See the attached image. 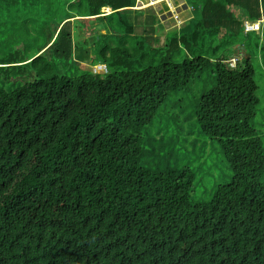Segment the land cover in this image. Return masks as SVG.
<instances>
[{
	"label": "trees",
	"instance_id": "16d2710c",
	"mask_svg": "<svg viewBox=\"0 0 264 264\" xmlns=\"http://www.w3.org/2000/svg\"><path fill=\"white\" fill-rule=\"evenodd\" d=\"M194 1L191 26L159 37L155 17L125 14L134 0H0L27 25L0 37V264H264V149L251 125L264 0ZM180 93L196 98L170 130L215 140L232 172L203 203L190 201V165L169 168L187 145L142 134Z\"/></svg>",
	"mask_w": 264,
	"mask_h": 264
},
{
	"label": "rangeland",
	"instance_id": "374dc122",
	"mask_svg": "<svg viewBox=\"0 0 264 264\" xmlns=\"http://www.w3.org/2000/svg\"><path fill=\"white\" fill-rule=\"evenodd\" d=\"M142 2H146V0H141ZM188 5L192 8L195 4L194 0H186ZM155 6H150L153 8L151 14L156 16L157 23L161 27V29L158 30L157 25H154V27L157 30V36L159 37H165V36H171L172 34L184 32L185 28H189L192 23L185 22L187 20V16H181L183 14H180V9L177 10L175 7L169 8V6L165 7V4H160ZM164 8V9H161ZM171 12L170 14L168 12ZM179 13H178V12ZM175 13V16L173 17V14ZM190 13L193 19H197V13H195L194 9H190ZM126 15L128 13H125ZM154 17V16H152ZM36 22V21H34ZM33 22V23H34ZM38 23L31 24V26L37 25ZM27 25L21 23L20 21L11 20L10 16L6 14V11H0V37L6 38L10 32L15 31L14 35H21V30H23ZM105 30L100 31V36L102 41H104L102 33H105ZM223 34V31L219 32V35L216 37L219 39V37ZM109 41L106 42V45L112 44H119L118 40L115 39V37L108 38ZM126 44H130L131 40L128 39L125 41ZM104 42H102L103 44ZM229 49L226 51V57L229 54V50L234 49V46L236 43L235 41L229 39L227 42H225ZM24 44H30V38L26 39L24 41ZM233 46V47H231ZM12 50H16V48H13ZM211 49L208 48L206 50V54L204 55L205 58L210 59L212 63H214L215 58L220 57V54L213 55ZM86 52V51H85ZM94 53V52H93ZM89 56L91 58L92 53L89 50ZM234 58H240L232 56ZM181 59V58H179ZM254 69H255V76L254 80L257 84L258 91H257V97L259 99V106L256 110V115L254 119L251 122V125L253 129L257 132V135L262 141V146L264 149V67L261 65V60L259 56L256 55V58H251ZM95 63H97L95 61ZM87 64V63H86ZM88 65V64H87ZM89 66H86L85 70H87ZM212 68V67H210ZM70 69H73V67L70 66H64V72L65 74L68 73ZM95 72L97 73H103L105 72V69L102 68L100 65H96L94 67ZM210 72V71H209ZM196 98V95H190L187 96L186 94H179L171 95L169 99L166 101L164 106L161 107L158 114L150 123L144 131H142V134L145 138H151L152 136H155L158 138L161 135L164 134H176L178 141L180 144L187 145L182 147L179 151L174 152L175 156L171 158V161L169 163V168L171 167H183L190 165V168L194 171L195 174V180L194 185L192 188L190 201L191 203H197V202H207L212 197L216 187L218 185L226 184L230 181L232 172L230 171V167L223 159V153L218 145V143L215 140H209L204 137H202L197 129H188L186 126L183 128V133L177 134L170 130L175 125V119L174 117L180 118L184 115L189 113V109L185 111V108H188L191 105V99ZM190 123V121L188 122ZM180 124V122H179ZM159 134V135H157ZM191 137L189 140L188 137ZM186 139V142L183 141ZM194 141V144L192 145L191 142ZM179 144V143H178ZM168 152V151H167ZM162 166H165L167 164L166 162L161 163ZM264 181V178H263Z\"/></svg>",
	"mask_w": 264,
	"mask_h": 264
},
{
	"label": "crops",
	"instance_id": "0c3cea01",
	"mask_svg": "<svg viewBox=\"0 0 264 264\" xmlns=\"http://www.w3.org/2000/svg\"><path fill=\"white\" fill-rule=\"evenodd\" d=\"M147 1L148 0H146V2H141L140 0H134V7H130L128 9L130 11L126 12V13H128L129 18H131L132 21H134V19L137 16H141L142 20L145 19V16H154L156 18L155 13H154V15L151 14L150 11H152L153 8H151L150 6H155V5L161 6L160 4H165V7L169 6L170 9H171V7H175V8H177V10L180 9V12H181L180 14H183L181 16H184V17L187 16L188 17L185 22H188L190 19H192L190 9L193 10V8L188 5L186 0H156L155 2H152L150 4H148ZM161 9H164V8H161ZM101 12L103 13L102 15L108 14V13H110V9L109 8H103L101 10ZM168 13L170 14L171 12L169 11ZM174 16H175V13L173 14V17Z\"/></svg>",
	"mask_w": 264,
	"mask_h": 264
},
{
	"label": "built area",
	"instance_id": "2783aa9c",
	"mask_svg": "<svg viewBox=\"0 0 264 264\" xmlns=\"http://www.w3.org/2000/svg\"><path fill=\"white\" fill-rule=\"evenodd\" d=\"M155 1L156 0H148L147 3L150 4V3L155 2ZM258 30H260V22H256L253 24H248V23L244 24V31L245 32H251V31L257 32ZM102 68L105 69L104 66H102Z\"/></svg>",
	"mask_w": 264,
	"mask_h": 264
},
{
	"label": "clouds",
	"instance_id": "9594fccd",
	"mask_svg": "<svg viewBox=\"0 0 264 264\" xmlns=\"http://www.w3.org/2000/svg\"><path fill=\"white\" fill-rule=\"evenodd\" d=\"M256 22H260V28H261V24H262V21L261 20H258V21H255V22H250V21H244L243 22V32L246 34V33H253V32H255V31H251V32H245L244 31V24L245 23H248V24H253V23H256ZM236 59V58H235ZM235 59H231V60H229L227 63H228V65H229V67L230 68H233L234 66H235ZM237 60V59H236ZM104 73V72H103Z\"/></svg>",
	"mask_w": 264,
	"mask_h": 264
}]
</instances>
